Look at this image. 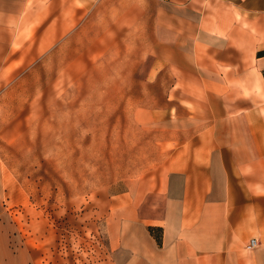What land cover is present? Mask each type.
<instances>
[{
  "label": "crops",
  "instance_id": "1",
  "mask_svg": "<svg viewBox=\"0 0 264 264\" xmlns=\"http://www.w3.org/2000/svg\"><path fill=\"white\" fill-rule=\"evenodd\" d=\"M149 19L196 128L155 186L109 201L114 262L264 264V0H0V112L38 120Z\"/></svg>",
  "mask_w": 264,
  "mask_h": 264
},
{
  "label": "rangeland",
  "instance_id": "2",
  "mask_svg": "<svg viewBox=\"0 0 264 264\" xmlns=\"http://www.w3.org/2000/svg\"><path fill=\"white\" fill-rule=\"evenodd\" d=\"M160 40L153 21L134 27L38 120L0 112V264H115L109 201L155 186L194 139ZM161 211L151 193L141 213Z\"/></svg>",
  "mask_w": 264,
  "mask_h": 264
},
{
  "label": "built area",
  "instance_id": "3",
  "mask_svg": "<svg viewBox=\"0 0 264 264\" xmlns=\"http://www.w3.org/2000/svg\"><path fill=\"white\" fill-rule=\"evenodd\" d=\"M258 243V240L256 238L251 239L248 248H254Z\"/></svg>",
  "mask_w": 264,
  "mask_h": 264
},
{
  "label": "trees",
  "instance_id": "4",
  "mask_svg": "<svg viewBox=\"0 0 264 264\" xmlns=\"http://www.w3.org/2000/svg\"><path fill=\"white\" fill-rule=\"evenodd\" d=\"M259 54H264V51H261ZM149 230L152 232L153 228L149 227ZM157 241H160V238L156 236Z\"/></svg>",
  "mask_w": 264,
  "mask_h": 264
}]
</instances>
